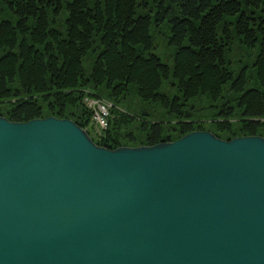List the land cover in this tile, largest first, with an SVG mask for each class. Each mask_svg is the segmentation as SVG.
I'll return each mask as SVG.
<instances>
[{
	"label": "water",
	"instance_id": "1",
	"mask_svg": "<svg viewBox=\"0 0 264 264\" xmlns=\"http://www.w3.org/2000/svg\"><path fill=\"white\" fill-rule=\"evenodd\" d=\"M0 264H264V136L110 149L0 116Z\"/></svg>",
	"mask_w": 264,
	"mask_h": 264
},
{
	"label": "trees",
	"instance_id": "2",
	"mask_svg": "<svg viewBox=\"0 0 264 264\" xmlns=\"http://www.w3.org/2000/svg\"><path fill=\"white\" fill-rule=\"evenodd\" d=\"M5 1L17 19L0 20V103H10L5 113L0 106V116L17 122L68 118L110 149L173 141L206 129V121V130L223 139L264 136V0H154L155 26L164 22L170 29L172 70L151 50L152 16L137 13L139 0ZM235 38L248 55L256 50L254 61L236 73L229 68ZM87 56L89 72L83 66ZM165 79L179 94L160 92ZM89 86L112 102L107 127L98 135L84 99L99 96ZM130 94L143 105L158 104L175 121L140 117L141 136H135L127 128L135 117L117 105ZM200 97L212 120L191 117L188 105Z\"/></svg>",
	"mask_w": 264,
	"mask_h": 264
},
{
	"label": "rangeland",
	"instance_id": "3",
	"mask_svg": "<svg viewBox=\"0 0 264 264\" xmlns=\"http://www.w3.org/2000/svg\"><path fill=\"white\" fill-rule=\"evenodd\" d=\"M67 1H70V0H67ZM139 1L142 2V5L137 6L136 8L137 13L138 14L148 13L152 16L151 27H150V35L152 37V49L151 50L153 53H155L160 58L162 62L167 64L172 70L173 62H174V47L168 42V35L170 32L168 24L162 22L159 26L157 27L155 26L154 19H153L154 11L156 9V7H154L155 5V2H153L154 0H139ZM63 15L64 14L62 13L61 16L57 19V23L60 27L63 22ZM3 19L9 20L12 23H15L17 16L10 10L5 0H0V20H3ZM1 52L2 51L0 50V54ZM247 53H248V50L244 49L241 45H239L238 40L235 38L233 40V43L231 45V50L229 52V59L231 61L229 68L235 70L234 73H236V71L238 70L241 64L250 65L254 61L256 50L253 48L249 52V55ZM240 59L243 62L242 61L239 62ZM83 66L86 72L90 71V68L92 66V56H87L83 59ZM88 89H90L92 92L96 93V95L99 96V97H93L91 99H99V100H102L110 104V106L112 105V102L108 100L110 98L105 93L93 87H90V86L88 87ZM160 92L165 95H168L169 97H173L175 94H179L176 86L171 82V79L169 80L165 79L163 81L161 88H160ZM144 103L145 102H142L138 98V96L135 94H130L124 101L117 103L119 107L126 110L129 114L135 117L133 120V123L127 127V128H130L134 132L135 136H138V137L141 136L140 131L137 127L140 117H143L144 120L150 119V120L175 121L173 117L162 115L161 109L158 106V104L147 103L146 105H143ZM9 105H10L9 102L0 103L1 112L5 113ZM191 106L192 108L190 109ZM188 108L190 109V112L192 115L191 117L193 119L212 120V118L205 117L206 113H208L209 111H206V102L203 97L197 98L193 102H190L188 105ZM144 111L148 112V115L143 114ZM204 125L206 126V129L211 128L209 121H206ZM167 126H170V123L168 122L163 123L164 129H167L168 128ZM234 126H236L235 122H233V127ZM125 130H126V127H123L122 131L124 132ZM121 141L129 143L128 139L126 138H121Z\"/></svg>",
	"mask_w": 264,
	"mask_h": 264
},
{
	"label": "built area",
	"instance_id": "4",
	"mask_svg": "<svg viewBox=\"0 0 264 264\" xmlns=\"http://www.w3.org/2000/svg\"><path fill=\"white\" fill-rule=\"evenodd\" d=\"M84 103L92 111L90 122L94 126L93 129L91 128L92 132L94 135H98L101 130L107 127L110 104L99 99L91 98H85Z\"/></svg>",
	"mask_w": 264,
	"mask_h": 264
},
{
	"label": "flooded vegetation",
	"instance_id": "5",
	"mask_svg": "<svg viewBox=\"0 0 264 264\" xmlns=\"http://www.w3.org/2000/svg\"><path fill=\"white\" fill-rule=\"evenodd\" d=\"M203 120V119H202ZM201 130H203V129H201ZM204 130H206V129H204Z\"/></svg>",
	"mask_w": 264,
	"mask_h": 264
}]
</instances>
